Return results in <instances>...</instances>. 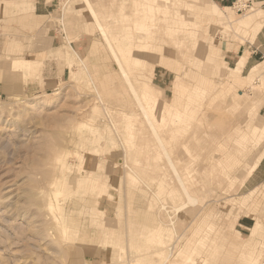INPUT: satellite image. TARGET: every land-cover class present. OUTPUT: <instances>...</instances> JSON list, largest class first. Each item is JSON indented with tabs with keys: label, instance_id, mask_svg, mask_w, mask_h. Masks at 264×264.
<instances>
[{
	"label": "rangeland",
	"instance_id": "rangeland-1",
	"mask_svg": "<svg viewBox=\"0 0 264 264\" xmlns=\"http://www.w3.org/2000/svg\"><path fill=\"white\" fill-rule=\"evenodd\" d=\"M29 1L42 14L0 8V264H259L263 186L243 194L264 147V84L227 89L222 64L250 37L210 0H186L165 52L152 36L167 0H90L191 204L84 1ZM245 1L223 14L243 17ZM17 56L40 63L11 71ZM236 141H250L239 163Z\"/></svg>",
	"mask_w": 264,
	"mask_h": 264
},
{
	"label": "crops",
	"instance_id": "crops-1",
	"mask_svg": "<svg viewBox=\"0 0 264 264\" xmlns=\"http://www.w3.org/2000/svg\"><path fill=\"white\" fill-rule=\"evenodd\" d=\"M11 2L12 4L10 5H7L4 2H0V8L6 10L7 12L16 13L20 18L24 19L33 17V15L36 14H42L37 12V8H35L36 4H33L29 0H13ZM210 2L212 6L211 10H214V13L212 15L218 20V22H221L222 24H229L230 28L228 29H231L235 35L241 34L243 36L248 35L250 37L249 39H245L242 44H233L234 48L232 50L230 49L224 51L225 57L230 56L235 61L233 67H224L230 72V74L225 75L227 89L238 83L243 85V83L247 80L246 77L252 72L254 68H256L257 70L255 71V74H253V79H248L246 81V84L248 85L247 82H252V84L255 85V81L258 80V77L262 78V84H264V0H246L245 3L243 2L242 6L251 7L252 5H254L255 8H250V10L245 13L246 15L243 14V17H239L236 19H233L231 14H223L224 11L226 12L228 10H231L234 7V0H210ZM238 11L240 10L236 9V12ZM247 15L251 17L247 22V25L238 26V24H236V21L243 19ZM18 57L23 56H17V58ZM27 59L39 62L32 57H28ZM240 73L242 74V76L240 75ZM238 95L242 96L245 95V93L239 91ZM262 111L264 116V104L262 106ZM262 123V125L254 126L259 127V132L263 139L264 135L262 131L264 130V120H262ZM250 127L251 126L247 127L248 132ZM241 132L246 133L245 131ZM261 152V156L256 163L253 171L245 180L250 191L243 194L244 196L250 195L253 190L259 189L264 184V147L262 148Z\"/></svg>",
	"mask_w": 264,
	"mask_h": 264
},
{
	"label": "bare ground",
	"instance_id": "bare-ground-1",
	"mask_svg": "<svg viewBox=\"0 0 264 264\" xmlns=\"http://www.w3.org/2000/svg\"><path fill=\"white\" fill-rule=\"evenodd\" d=\"M84 1V3L86 4V7H88V9H89V11H90V13H91V15L93 16V18L95 19V23H96V27H97V29H98V31L100 32V35H102L103 37H104V39L103 40H105V42H106V46L108 47V49L111 51V53H112V55H113V57L115 58V60L117 61V64H118V70H119V73H120V76L124 79V81L126 82V84H127V86L129 87V89H130V91H131V94H133L134 95V97H135V100H136V102H137V104L139 105V108L141 109V112H142V115H143V118L145 119V121H146V123H147V125H148V127L151 129V132L153 133V136H155L156 137V139L155 140H157V142L159 143V145H160V147H161V150H162V152H163V155L165 156V159H166V161L168 162V164H169V167H170V170L172 171V173H173V175L175 176V178L177 179V181H178V183H179V185L181 186V188H182V190L184 191V194H185V196H186V199H187V202L188 203H191V204H194V203H196V198H195V196H193L192 194L190 195L189 194V192L187 191V189H186V187H185V185H184V183H183V181H182V179H181V177H180V174H179V171H178V169H177V167H176V165H175V163H174V161L171 159V157L169 156V153H168V151L166 150V148H165V146H164V144H163V141H162V139H161V137L158 135V131L156 130V127H155V125H154V123H153V121H152V118H151V115H150V113H149V111L146 109V107L142 104V102H141V99H139V97H138V94H137V92H136V90H135V88H134V85H133V83H132V81H131V75H132V71L131 72H129V70H128V68H126V67H124L123 65H122V63H121V61L119 60V57H118V55H117V53H116V51H115V49H114V45L111 43V41H110V39H109V36L107 35V32H106V29H105V26L103 25V23L100 21V19L98 18V16H97V13H96V11L94 10V8H93V6H92V4H91V2H90V0H83ZM185 3H186V5H185ZM164 5H165V7L164 8H162V11L161 10H159V12L158 13H160V15H159V18H158V24L156 25V27H154V30H155V32H156V34H160V36H158V37H155V36H152V40L154 41V43H153V47H154V44H155V42L156 43H158V41H159V39H160V41H159V44H161L162 46H163V48L162 47H160V46H158L157 48H159L160 50L161 49H163L165 52H170L171 51V42L168 40V38H166L165 37V33H167V34H171L172 33V31L173 32H175V30H176V24L177 25H184L185 24V20H183L184 18L182 17V12H181V9H180V7H186V6H188V3H187V1L186 0H175V1H173V0H167L166 2H164L163 3ZM190 6V5H189ZM191 6H193V5H191ZM99 15V14H98ZM165 15V16H164ZM163 16V17H162ZM213 18H215L214 16H213ZM251 17L249 16V15H247V16H245L243 19H241V20H239V21H236V24H238V26L239 25H247V22L249 21V19H250ZM176 20H180V22H176ZM17 21H18V19H17ZM235 23V22H234ZM175 29V30H174ZM179 29V28H178ZM233 29V28H232ZM167 31V32H166ZM187 31H188V29H187ZM234 33V32H233ZM134 35H132V37H133ZM142 37L141 36H139L138 37V39H141ZM147 39H148V37H147ZM192 41H194V40H192ZM133 43H131V42H128L127 43V46L129 47V46H131ZM179 46H181V47H186V42H185V40L184 41H179L178 43H177ZM68 47V46H67ZM165 47V48H164ZM215 50V49H214ZM217 51L218 50H216V51H214V53H216V55H217ZM71 53V52H70ZM213 53V52H212ZM221 54V53H220ZM219 54V55H220ZM215 55V56H216ZM214 55H213V58L215 57ZM222 56V55H221ZM213 58H212V60H213ZM218 58H221V57H218ZM229 62V63H228ZM234 60H233V58L232 57H230V56H227V57H225L224 58V60L222 61V64H223V66H225V67H229V68H231V67H233L234 66ZM189 63H191V64H200V62L198 63V62H196V61H194V60H192V61H190ZM228 63V64H227ZM26 66H27V59L26 58H23V57H16V58H12V59H10V63H9V68L11 69V71L12 70H22V69H25L26 68ZM257 69L256 68H254L253 70H252V72L246 77V79L248 80V79H253V74H255V71H256ZM258 74V73H257ZM246 80V81H247ZM245 81V82H246ZM95 105H97V104H95ZM263 133V135H264V132H262ZM154 137V138H155ZM250 141H251V138L249 139ZM250 141L249 142H241L240 141V144L238 145V141H236V144L235 145H232L231 146V151H229L228 152V154H229V157L233 160V161H235V162H238L239 163V161H241L242 160V158H245L246 157V155H247V151H248V147H247V144L248 143H250ZM157 143V144H158ZM222 154V153H221ZM236 155L238 156V158L236 157ZM92 157V156H91ZM95 157L93 156V158H91V160L92 159H94ZM135 158H137V157H135ZM90 160V161H91ZM95 161H96V159H95ZM233 161H232V163H233ZM91 162H93V161H91ZM94 163V162H93ZM242 165V164H241ZM260 190H261V193L259 194V197H262V200H264V185H263V189L262 188H260ZM58 193H61V191L59 190V192ZM8 197V196H7ZM52 201V200H51ZM50 202V201H49ZM53 202V201H52ZM16 203V202H15ZM23 203V202H22ZM50 204H51V206L49 207L50 208V211H51V208H52V206H53V204L50 202ZM184 204L185 203H182L181 205H179V206H177L176 207V209L175 210H180L183 206H184ZM48 207V206H47ZM56 207V206H55ZM54 209V208H53ZM55 210V209H54ZM262 211H263V213H264V201L262 202ZM19 212V211H18ZM20 212H22V211H20ZM51 213H53L52 211H51ZM55 213V212H54ZM57 213V212H56ZM12 214V213H11ZM20 214V213H19ZM26 214V213H25ZM25 214H23V215H25ZM41 214V213H40ZM16 215V214H15ZM22 215V214H21ZM58 216V215H57ZM263 216H264V214H263ZM27 217V216H26ZM41 226V225H40ZM44 226V225H43ZM42 226V227H43ZM34 228V227H33ZM37 228V227H36ZM40 228V227H39ZM46 227L44 226V229H43V231L44 230H46L45 229ZM37 230H38V228H37ZM35 231V230H34ZM40 231V230H39ZM38 231V232H39ZM42 231V230H41ZM35 233V232H34ZM43 233V237H45L46 235H44V232H42ZM41 234V233H40ZM45 234H46V232H45ZM35 235H37L36 233H35ZM42 238V237H41ZM43 239V238H42ZM187 243V242H186ZM187 248H185V250H189L190 249V247H192V244L191 243H189L188 244V246H186ZM116 252H118V250L116 251ZM182 252H184V250H181L180 252H178V256H182L181 254H182ZM254 253H255V251H253ZM253 253V254H254ZM259 253V252H258ZM112 254V253H111ZM257 254V253H256ZM260 254V253H259ZM259 254H257L255 257H252V256H249L250 257V261H249V263L250 264H255L256 262H257V259H258V255ZM246 255V254H245ZM244 255V256H245ZM247 256V255H246ZM248 257V258H249ZM196 258V257H195ZM186 260H187V262H193L194 261V254L193 253H191V254H189L188 256H186ZM186 262V263H187ZM202 262L203 263H205L206 262V260L203 258L202 259Z\"/></svg>",
	"mask_w": 264,
	"mask_h": 264
},
{
	"label": "built area",
	"instance_id": "built-area-1",
	"mask_svg": "<svg viewBox=\"0 0 264 264\" xmlns=\"http://www.w3.org/2000/svg\"><path fill=\"white\" fill-rule=\"evenodd\" d=\"M259 264H264V257H263L262 260L259 262Z\"/></svg>",
	"mask_w": 264,
	"mask_h": 264
}]
</instances>
